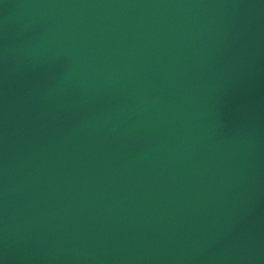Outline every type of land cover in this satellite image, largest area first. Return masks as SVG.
I'll use <instances>...</instances> for the list:
<instances>
[{"label": "water", "instance_id": "water-1", "mask_svg": "<svg viewBox=\"0 0 264 264\" xmlns=\"http://www.w3.org/2000/svg\"><path fill=\"white\" fill-rule=\"evenodd\" d=\"M0 264H264V0H0Z\"/></svg>", "mask_w": 264, "mask_h": 264}]
</instances>
